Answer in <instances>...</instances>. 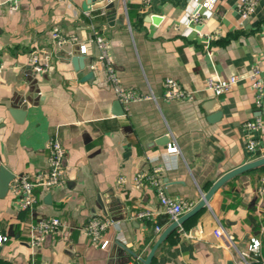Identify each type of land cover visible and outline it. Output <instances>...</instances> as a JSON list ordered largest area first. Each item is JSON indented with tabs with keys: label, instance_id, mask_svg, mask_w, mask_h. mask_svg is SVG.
Masks as SVG:
<instances>
[{
	"label": "crops",
	"instance_id": "obj_1",
	"mask_svg": "<svg viewBox=\"0 0 264 264\" xmlns=\"http://www.w3.org/2000/svg\"><path fill=\"white\" fill-rule=\"evenodd\" d=\"M5 1L0 0V167L7 172L0 170V236L6 239L0 264H142L171 221L164 223L167 214L155 187L135 184L137 173L162 166L165 192L187 202L189 210L226 172L254 159L246 121L262 118L255 134L264 146V109L247 81L220 96L203 91L192 101L163 97L168 77L202 89L210 74L243 75L259 65L264 79V0L243 22L236 0H214L201 9L197 24L189 21L195 0H152L149 6L113 0V8L104 1L91 4V11L87 0H21L17 9ZM54 28L79 42L57 46L49 34ZM97 36L108 41L119 84L149 98L124 103L103 85L105 71L88 66L100 53ZM34 53L47 60L46 71L30 64ZM82 54L85 65L76 66L72 59ZM90 71L93 79L86 80ZM12 109L24 114L14 116ZM54 136L66 148L67 182L37 188L36 211H24L14 201L11 175L48 170ZM170 144L179 151L168 152ZM263 180L264 165L230 178L159 245L152 264H243L252 237L261 240L264 261ZM39 216L60 217L64 230L36 248L28 235ZM93 218L112 221L103 232L106 248L82 229ZM219 226L232 236L230 245L214 234Z\"/></svg>",
	"mask_w": 264,
	"mask_h": 264
},
{
	"label": "built area",
	"instance_id": "obj_2",
	"mask_svg": "<svg viewBox=\"0 0 264 264\" xmlns=\"http://www.w3.org/2000/svg\"><path fill=\"white\" fill-rule=\"evenodd\" d=\"M21 0H6L5 3L12 9H17L20 6ZM260 0H236V10L238 11L241 22L248 20L256 11ZM110 2V0L106 1ZM145 6H149L152 0H142ZM190 14V23L197 24L202 19V8H209L213 5L214 0H205L198 2ZM92 6L90 11L92 10ZM242 24V23H241ZM52 39H54L57 46L79 42L75 36H68L60 31L59 28H54L49 32ZM100 53L89 60L88 66L93 70L103 69L106 73L105 82L103 85L112 88L113 92L119 100L124 103L140 100L144 97L136 93L134 90L125 89L119 84L118 76L113 68L111 58L109 55L108 41L102 36H97L95 39ZM81 51L87 53L86 44H81ZM30 64L36 72H44L48 69L47 60H44L38 53H34L30 59ZM3 64L0 63V72L3 69ZM261 67L254 65L251 70L243 75L222 76L221 74H210L205 79V86L202 89H187L180 84V82L172 77H168L163 82V97L165 99L177 100H195L197 95L201 92H210L216 96H220L229 92L240 81H247L255 91V96L258 105L264 109V79L261 76ZM102 84V82H99ZM263 127V120L257 117L253 120H248L243 124V130L246 140L247 148L253 154L254 159L264 156V146L256 136L255 132ZM179 148L176 144L168 146V152H178ZM66 148L58 136H54L50 143V168L36 172L34 175L19 174L15 175L11 181V192L14 201L19 208L30 213H34L38 204L37 188L45 190L59 187L67 182L66 173ZM162 166H156L154 171L150 174L142 172L137 173L133 180L137 186H143L146 181L151 183L158 194L159 200L163 207V212L169 215L171 222L177 220L184 214L189 205L184 200L167 194L162 186L161 173ZM125 177L120 178L121 183L125 181ZM260 191L264 195V180ZM145 217H151V212H143L141 214ZM112 221L108 218H93L82 229L91 237L94 242L100 243L102 248L109 245V240L103 238V232L111 225ZM161 226H157L160 230ZM64 230V225L58 216H39L38 220L31 224L28 235V242L31 246L40 248L48 235L61 233ZM214 234L223 239L227 245H230L232 236L229 235L221 226L214 230ZM6 239L0 236V244ZM243 264H264L262 258L261 240L257 237H252L247 244L246 249L242 252ZM29 264H48L45 260L31 261ZM132 264V262H130Z\"/></svg>",
	"mask_w": 264,
	"mask_h": 264
},
{
	"label": "water",
	"instance_id": "obj_3",
	"mask_svg": "<svg viewBox=\"0 0 264 264\" xmlns=\"http://www.w3.org/2000/svg\"><path fill=\"white\" fill-rule=\"evenodd\" d=\"M104 1H108V0H87L88 5L87 9H90V5L91 4H96L97 2H104ZM114 7V2L113 0H110V2H107L105 5V8H113ZM111 16H113V14H108V18H110ZM73 62L76 64V66H79V63L81 66L85 65V57L84 54H82L81 56H75L73 59ZM93 71H90L86 76L85 79L86 80H92L93 79ZM118 102V101H117ZM119 104V102H118ZM12 114L15 115H22L24 114V112H19V110L17 109H12ZM24 111V110H23ZM220 115V114H218ZM214 116V118L218 117ZM264 165V156H261L259 158L253 159L243 165H240L228 172H226L221 178H219L214 184L213 186L208 190V192H206L202 199L192 208H190L188 211H186L184 214H182L177 220L172 221L170 224H168L165 229L161 232V234L159 235L158 239L156 240V242L153 244V246L151 247V249L149 250L148 254L143 258H141V262L142 264H152V261L155 257V253L156 250L158 249L159 245L165 241V239L176 229L178 228L179 225H181L182 223H184L187 219H189L190 217L196 215L200 210H202L209 202L210 198L212 197V195L216 192V190L222 186L225 182H227L230 178L236 176L239 173H242L244 171L256 168L258 166ZM0 170L3 172H7V170L5 169L4 166L0 167ZM11 175V174H10ZM11 177L13 178V176L11 175ZM192 231L196 233L197 235V227L192 228Z\"/></svg>",
	"mask_w": 264,
	"mask_h": 264
},
{
	"label": "trees",
	"instance_id": "obj_4",
	"mask_svg": "<svg viewBox=\"0 0 264 264\" xmlns=\"http://www.w3.org/2000/svg\"><path fill=\"white\" fill-rule=\"evenodd\" d=\"M169 221H171V220H170V217H169V215H167V216H166V220H165V222H164V223H168Z\"/></svg>",
	"mask_w": 264,
	"mask_h": 264
}]
</instances>
